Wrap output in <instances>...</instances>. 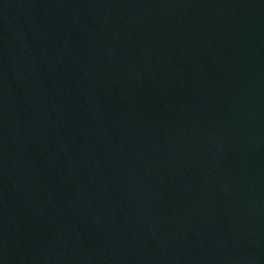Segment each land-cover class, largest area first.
<instances>
[{
  "label": "water",
  "instance_id": "water-1",
  "mask_svg": "<svg viewBox=\"0 0 264 264\" xmlns=\"http://www.w3.org/2000/svg\"><path fill=\"white\" fill-rule=\"evenodd\" d=\"M0 264H264V0H0Z\"/></svg>",
  "mask_w": 264,
  "mask_h": 264
}]
</instances>
